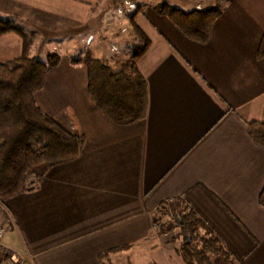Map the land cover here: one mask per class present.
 Wrapping results in <instances>:
<instances>
[{
    "label": "crops",
    "instance_id": "crops-1",
    "mask_svg": "<svg viewBox=\"0 0 264 264\" xmlns=\"http://www.w3.org/2000/svg\"><path fill=\"white\" fill-rule=\"evenodd\" d=\"M100 1L0 0V18L29 26L31 56L45 61L50 38L78 37L84 46L93 38L88 31L97 28L92 15ZM140 7L135 21L150 41L138 62L145 118L117 127L90 100L85 74L82 93L69 88L75 77L59 84L50 74L36 105L56 123H75L70 133L82 135L84 144L76 160L36 177L34 190L0 201L7 244L35 264H101L103 253L125 246L130 250L111 260L146 251L153 264H184L153 231L161 207L183 204L233 264H264V149L247 132L248 123H264V59L257 58L264 0H228L205 45ZM21 52L17 35L0 36V64ZM65 89L71 94L62 106L56 98Z\"/></svg>",
    "mask_w": 264,
    "mask_h": 264
},
{
    "label": "trees",
    "instance_id": "trees-1",
    "mask_svg": "<svg viewBox=\"0 0 264 264\" xmlns=\"http://www.w3.org/2000/svg\"><path fill=\"white\" fill-rule=\"evenodd\" d=\"M154 13L167 18L186 39L205 45L211 39L215 21L222 14L219 6L209 9L182 11L166 4L154 7ZM139 9L128 16L131 34L139 41L132 54L115 58L110 63L91 57L88 49L81 60L87 73V93L98 112L117 127H128L142 121L147 112L146 83L138 69L139 60L150 47V41L137 25ZM17 35L22 41L20 57L0 64V201L22 191L31 176L40 177L54 166L76 160L84 144L82 135L64 130L55 120L36 105L35 95L40 92L47 76L60 63L56 54H48L45 61L31 56L34 37L8 20L0 18V36ZM257 58L264 59V34L257 50ZM250 140L264 149V123L247 124ZM264 207V185L259 195ZM157 236L178 231L171 242L181 240L175 250L184 264H212L220 259L233 264L231 254L197 214L183 204L164 206L158 211ZM187 238L190 239L187 243ZM170 242V243H171ZM125 246L100 256L101 264L111 257L130 250ZM0 264H8L0 259ZM125 264H131L126 259Z\"/></svg>",
    "mask_w": 264,
    "mask_h": 264
},
{
    "label": "rangeland",
    "instance_id": "rangeland-1",
    "mask_svg": "<svg viewBox=\"0 0 264 264\" xmlns=\"http://www.w3.org/2000/svg\"><path fill=\"white\" fill-rule=\"evenodd\" d=\"M125 2L134 3V6L136 7L134 12H136L137 6H141L145 11H148V8L154 10V7L161 4H166L182 11H191L194 8L200 10L209 9L214 6H219L221 9H224L228 3V0H101L100 3L95 7L92 15L96 20H99L97 23V28L88 31V33L93 35V38L90 42L86 40L84 43L85 46L80 43V39L78 37L50 38L46 43L45 52L47 55L56 54L61 60V67L56 69L57 71L55 70L50 73L52 75L54 74V78L59 84H62L66 76L71 75L75 77V84L69 86V88L74 86L77 93L81 92L82 78L84 77V74L87 75L86 68L83 63L75 64H80V67H75V69L70 67V64L72 63V60H81L85 56L87 49L91 57L102 60L106 63H110L116 57L125 59L132 54L133 47L139 45L140 43L131 34L130 27L128 25V16L130 14L128 16H120L116 13L117 8H122L123 10L126 9L123 5ZM197 4L201 5L202 7L195 6ZM24 29L27 34H30L31 30L29 26H24ZM36 34L38 33L36 32ZM35 39L38 40L39 37H36ZM52 46L55 47L56 51H52ZM41 61L43 62V60ZM73 72H75V74H73ZM50 74L47 76V78H49ZM48 82L50 83L49 80ZM48 82L46 83V86L47 88L49 86V92H54V84L49 85ZM68 89L59 92L58 97L56 98V100H58L62 106L67 103L66 96L71 94ZM60 120L63 119L60 118ZM55 121H58V119H55ZM58 124L69 132L71 131L70 129L76 128L75 123L66 126L65 124H61L59 121ZM157 218H159L158 214L156 215V221ZM167 220L168 219L164 217L158 223V225H156L159 226V224L161 225L164 222H167ZM153 231L155 234L158 232L156 228H153ZM177 232L178 231H174L170 234L158 236V238H160V242L165 243L169 247L176 250L182 243L180 239L176 240L174 243L171 242L172 237L175 236ZM129 256L130 257L124 253L119 254L111 260V264H125L127 258H129L131 264H153L152 260H150L149 252L145 251L144 255L143 253H140L139 258L135 257L134 255ZM212 264L223 263L220 261V259H217L213 260Z\"/></svg>",
    "mask_w": 264,
    "mask_h": 264
},
{
    "label": "built area",
    "instance_id": "built-area-1",
    "mask_svg": "<svg viewBox=\"0 0 264 264\" xmlns=\"http://www.w3.org/2000/svg\"><path fill=\"white\" fill-rule=\"evenodd\" d=\"M123 10L122 8H117L116 13L120 16L129 15L134 12L136 7L134 4L125 2ZM92 38H89L90 42ZM36 179L34 176H31L29 181L23 186L21 192L34 190L37 186ZM157 224V223H156ZM154 225V228L157 229V225ZM7 229L4 227H0V259L5 260L8 264H35V259L28 253L13 250L7 244Z\"/></svg>",
    "mask_w": 264,
    "mask_h": 264
},
{
    "label": "water",
    "instance_id": "water-1",
    "mask_svg": "<svg viewBox=\"0 0 264 264\" xmlns=\"http://www.w3.org/2000/svg\"><path fill=\"white\" fill-rule=\"evenodd\" d=\"M189 241H190V239H189V238H187V243H189Z\"/></svg>",
    "mask_w": 264,
    "mask_h": 264
}]
</instances>
